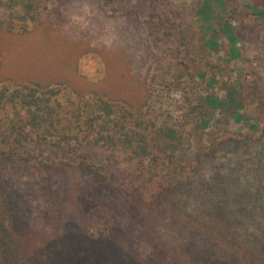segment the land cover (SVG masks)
Wrapping results in <instances>:
<instances>
[{
    "label": "rangeland",
    "instance_id": "obj_1",
    "mask_svg": "<svg viewBox=\"0 0 264 264\" xmlns=\"http://www.w3.org/2000/svg\"><path fill=\"white\" fill-rule=\"evenodd\" d=\"M137 1L116 0L119 5L104 6L100 0H42L41 8H46L40 11L36 22L13 19L14 10L0 7V20H13L11 32L0 28V81L9 88L35 82L46 84L59 92L57 100L62 112L72 108V103L76 106L78 93L88 96V92L106 94L115 102L128 100L143 106L154 124L152 144L156 151L174 155V163L168 168L176 166L181 182V190L173 200V217L167 212L158 213L160 237L157 240L155 236V241L160 242L159 247L170 248L177 257L196 264V250L208 249L209 256L222 252L220 246H210L203 233L213 219L215 207L221 205L235 220L232 231L241 237L258 230L248 222H239L236 209L253 204L251 197L264 207V140L259 139L257 129L253 132L248 120L241 115L239 120L232 114L237 107L225 101L221 103L224 108L220 107L224 94L219 92L222 85L217 82L218 77H205L188 92L192 103L196 102L195 94L201 99H217V107L204 119L207 125L204 120L196 123L197 117L189 111L190 104L173 87L172 75L165 73L171 65L173 41L160 34L157 45L149 44L143 22L124 13ZM157 1L191 10L207 47L214 48L215 42L219 43L212 49V57L227 67L224 79L229 80L225 81L236 86L244 79L264 81V22L228 17L231 4L243 10L249 0H208L203 11L210 21L200 18L194 0ZM148 4L146 0V7ZM250 27L254 28L253 33ZM240 28L246 37L236 35ZM174 65L180 68L175 62ZM143 79L147 80L145 87L141 85ZM180 82L182 86L186 83L183 79ZM141 92L149 94L145 104L137 102ZM245 135H250L252 142L238 149L228 147L212 157L207 155L213 142L228 136L242 139ZM44 147L43 155L35 147V157L25 165L14 160L2 163L1 205L10 207L27 231L34 229L53 238V246L58 250L72 241L84 240L82 220L99 227L97 223L104 225V220L98 222L96 217L104 216L111 220L112 231L121 245L128 244L133 252L142 255L147 245L141 236L143 228L132 216L134 203L140 195L147 198V190L157 187L158 179L139 169L135 160L126 161V156L108 161L100 148L89 151L74 143L63 151ZM86 154L87 164L102 167L101 172L110 177L109 185L97 183L93 176L79 169L80 159ZM162 160L167 163V159L161 158L154 166L155 173L160 174ZM39 162L47 166L59 163L61 167L48 169ZM144 162L147 168L149 163ZM136 173L143 175L137 177ZM258 220L264 222L261 217ZM189 245L191 250L186 253L184 249Z\"/></svg>",
    "mask_w": 264,
    "mask_h": 264
},
{
    "label": "trees",
    "instance_id": "obj_2",
    "mask_svg": "<svg viewBox=\"0 0 264 264\" xmlns=\"http://www.w3.org/2000/svg\"><path fill=\"white\" fill-rule=\"evenodd\" d=\"M100 2L104 6L117 4L116 0H100ZM249 2L243 7L240 6L243 10L236 4H231L228 17L235 20L240 16L241 19L252 18L264 22V0H249ZM42 3V0H0V7L3 10H14L15 13L11 14L13 19L36 22L40 11L46 8L45 6L41 8ZM208 3V0L193 2L200 18L206 21L211 20L203 11ZM148 6L146 7V0H138L124 13L135 21L143 22L149 44L152 42L157 45L155 42L160 40V34L165 39L173 41L171 65L165 73L172 75L173 87L181 91L184 99L190 104L189 111L197 117L196 123H200L210 115L211 110L217 107V99H207L204 96L201 99L195 94L196 102L192 103L188 92H191L194 89L192 86L205 77H211L209 78L211 80L218 77L217 82L222 85L219 92L224 94L219 100L220 105L225 101L229 106L237 107L232 114L238 116L239 120L240 115L248 120L249 127L254 129L253 132L257 129L259 139L264 140V81H260L259 78L250 81L244 79L239 86L225 81L229 80L224 79L227 67L220 60L212 57L214 52L212 49L219 43L215 42L214 48L207 47L204 42L205 36L196 26L191 10L177 5L171 7L169 3L161 4L157 0H149ZM17 7H20L19 10L16 9ZM11 22L5 23L0 20V28L3 27L4 32H11L13 30ZM253 29L250 27L252 33ZM244 33L243 28H240L236 35L246 37ZM174 62L180 68H177ZM181 79L186 82L183 86ZM2 83L0 81V169L6 160H14L21 165L30 162L32 157H35L33 154L35 147L39 148V153L43 155L46 151L45 145L63 151V148L70 147L74 143L79 149L86 148L89 151L94 148L102 149L108 161H115V157L121 155L126 156V161L135 160L139 169L147 171L151 177L154 175L158 181L157 187L147 190V198L139 194L134 203L132 216L139 222L137 225L143 228L141 236L144 237L147 245L142 255L133 252L128 244L123 247L119 238L114 236L111 220L100 215L96 220L98 222L104 220V225L97 223L98 227L92 221L82 220L80 224L85 234V236L82 234L84 240L72 241V244L67 243L58 250L53 246V238L42 236L34 229L27 231L22 223L17 221L16 213L0 203V264H190L180 255L177 257L170 248L159 247L160 242L155 241L159 225L158 213L167 212L173 217L176 211L172 206L173 200L175 194L181 190V182L178 181L176 166L172 170L168 168L174 163V155L164 150L162 153L158 152L152 144L154 138L151 128L154 124L143 110V106L130 104L128 100L115 102L106 94L88 92V96L78 93L76 106L74 107L72 103V108L62 112L57 100L59 92L46 84L35 82L31 85H16L9 88ZM146 84L147 80L143 79L141 85L145 87ZM138 97L137 102L145 104L149 94L141 92ZM224 105L220 107L224 108ZM203 122L207 125L206 120ZM249 136L245 135L242 139L228 136L224 140L213 142L207 155L212 157L228 147L238 149L241 145L245 146L248 141L252 142ZM88 154L80 159L79 169L93 176L97 183L109 185L110 177L101 172L102 167L93 163L87 164L84 157ZM161 158L167 159V163L162 160L160 174L155 173L154 166ZM144 161L149 163L147 168H144ZM39 164L48 169L61 167L59 163L50 166L42 162ZM163 165L168 169L167 171ZM133 172H137V168ZM136 174L137 177L143 175ZM150 181L152 182L153 179ZM250 201L251 203L253 201L250 206L248 204L245 208L236 209L238 221L242 224L248 222L249 226L257 227L258 230L241 237L239 233L232 231V222L235 220L231 219L219 205L215 207L213 219L211 218L210 225L206 226L203 233L210 246L218 245L222 252L219 255L212 252L209 256L208 249L204 250L206 252L196 250L195 254L198 257L194 258L193 262L264 264V222L262 224L258 220V217L264 220V207L252 197ZM158 237L160 236H157V240ZM190 248L189 245L184 249L185 252H190Z\"/></svg>",
    "mask_w": 264,
    "mask_h": 264
}]
</instances>
